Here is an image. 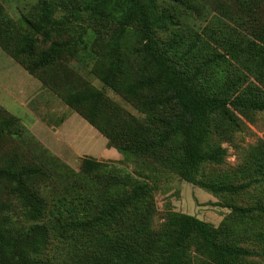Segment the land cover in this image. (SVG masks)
Wrapping results in <instances>:
<instances>
[{
    "label": "trees",
    "instance_id": "16d2710c",
    "mask_svg": "<svg viewBox=\"0 0 264 264\" xmlns=\"http://www.w3.org/2000/svg\"><path fill=\"white\" fill-rule=\"evenodd\" d=\"M179 1L191 6L189 0ZM74 2L78 3L37 0L35 15L23 16L18 24L22 43L13 45L12 37L0 31V47L33 75L76 53L82 33L74 21L111 23L104 58L92 72L127 98L151 96L144 101L149 117L141 131L129 133L130 128L102 123L104 92L74 72L69 77L67 65L52 74L47 70L35 76L37 80L54 91H61L63 82L69 84L65 103L107 138V147L151 153L168 171L215 196L237 195L249 188L257 177L235 183L208 177L206 167L223 163L227 155L213 135L231 139L243 116L264 111V0H229L225 9L222 1L212 0L211 10H225L228 20H219V28L205 35L177 30L174 2L171 7L161 0ZM61 5L69 14L56 17ZM253 14L248 24L252 35L245 36L235 27L247 22L244 15ZM1 17L3 22L10 20ZM116 137L125 146L116 145ZM3 138L0 131V142ZM247 162L245 169L253 168L264 178V144ZM107 167L105 161L82 158L81 168L90 177ZM45 174L40 165L0 152V264H264V201L254 206L230 203V213L218 226L169 209L156 228L154 187L125 169L120 170L119 187L108 194L102 215L89 218L72 206L66 216L56 218L52 232L67 251L71 249L68 261L57 262L48 254L51 228L41 222L47 206L37 187ZM12 196L23 220L11 211ZM250 241L254 247L243 244Z\"/></svg>",
    "mask_w": 264,
    "mask_h": 264
},
{
    "label": "rangeland",
    "instance_id": "374dc122",
    "mask_svg": "<svg viewBox=\"0 0 264 264\" xmlns=\"http://www.w3.org/2000/svg\"><path fill=\"white\" fill-rule=\"evenodd\" d=\"M74 1L68 0L74 4L79 2ZM211 1L189 0L191 6L182 4L179 0H161V3L170 7L172 2L178 4L172 7V11H175L179 18L180 25L177 26V30L183 31L185 35L189 34L188 29L205 35L210 29L219 28V20H228L227 14H223L225 10L222 13L211 10L210 6L213 4ZM213 1L214 3L222 1L224 9L226 4H229V0ZM36 2L37 0H0V31L12 37L13 45L22 43L24 34L21 29L17 31L18 24L21 25L23 16L35 15ZM203 2L209 7L205 9ZM64 14L69 13L67 8L61 5L56 10V17ZM3 15L9 17L7 23L2 21ZM237 16L236 13L231 19L233 25ZM243 18L247 22H242L235 28L241 34L250 36L252 30L248 24L253 22L254 14L250 17L244 15ZM74 24L82 33L76 53L65 57L55 66L37 70L33 75L26 70L20 60L14 59L0 47V131L4 135L0 142V152L17 154L22 162L40 165L46 172L43 179H40L37 190L45 199L47 206L41 222L51 228L49 256L54 257L57 262L70 259L71 249L67 251V245L62 244L52 232L56 218L66 216L67 209L72 206H76L75 211L86 212L89 218L102 215L108 194L115 193L119 187L117 179L120 177L121 169L147 180L154 187L157 211L153 225L156 228L164 221L169 209L197 216L218 226L230 213V203L254 206L264 201L263 175L257 174L253 168L245 169L247 161L255 157L256 149H260L264 144V111L243 116L240 129L233 132L231 139L217 135L212 137L213 141L220 142L226 147L227 155L223 163L206 167L208 177L235 183L257 177L249 188L237 195L215 196L168 171L151 153L119 150L114 146L111 148H115L120 156L115 153L108 156L107 138L65 103L63 94L70 87L63 82L66 75L61 81L63 83H60L61 91H54V87L49 85L43 86L36 77H40L47 70L51 71V74L55 73V69L67 65L69 77L74 72L83 81L104 92L107 101L104 113L110 120L106 116H101L100 121L109 123L117 129L130 128L129 133L141 131L140 126L147 123L149 116L143 107L144 101L151 96L127 98L106 87L99 76L92 72L104 58L111 23L101 19L80 18L74 21ZM161 37L165 38L166 35L162 34ZM135 45L137 47L139 42L136 41ZM115 143L125 146V142L117 137ZM85 156L105 161L108 167L100 172L99 176L90 177L81 168L82 158ZM10 201L12 213L23 220L20 217L18 200L12 196ZM17 223L26 225L25 221ZM243 244L255 246L251 241Z\"/></svg>",
    "mask_w": 264,
    "mask_h": 264
},
{
    "label": "crops",
    "instance_id": "0c3cea01",
    "mask_svg": "<svg viewBox=\"0 0 264 264\" xmlns=\"http://www.w3.org/2000/svg\"><path fill=\"white\" fill-rule=\"evenodd\" d=\"M107 144V143H106ZM108 149H107V151H106V154L108 155V156H112V154L113 153H115V154H118V152L115 150V148H109V147H107ZM119 156H120V154H118ZM117 155V156H118ZM116 156V155H115Z\"/></svg>",
    "mask_w": 264,
    "mask_h": 264
}]
</instances>
